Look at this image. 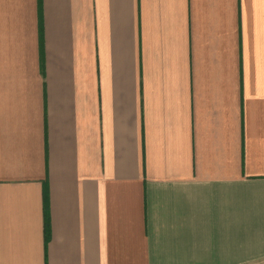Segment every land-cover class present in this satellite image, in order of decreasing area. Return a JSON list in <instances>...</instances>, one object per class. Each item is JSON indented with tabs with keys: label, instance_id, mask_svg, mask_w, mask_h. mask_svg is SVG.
<instances>
[{
	"label": "crops",
	"instance_id": "obj_1",
	"mask_svg": "<svg viewBox=\"0 0 264 264\" xmlns=\"http://www.w3.org/2000/svg\"><path fill=\"white\" fill-rule=\"evenodd\" d=\"M0 264H264V0H0Z\"/></svg>",
	"mask_w": 264,
	"mask_h": 264
},
{
	"label": "trees",
	"instance_id": "obj_2",
	"mask_svg": "<svg viewBox=\"0 0 264 264\" xmlns=\"http://www.w3.org/2000/svg\"><path fill=\"white\" fill-rule=\"evenodd\" d=\"M46 232H47V224H46Z\"/></svg>",
	"mask_w": 264,
	"mask_h": 264
}]
</instances>
